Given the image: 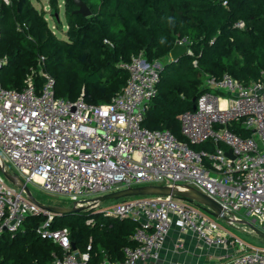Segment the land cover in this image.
<instances>
[{
    "label": "built area",
    "instance_id": "2783aa9c",
    "mask_svg": "<svg viewBox=\"0 0 264 264\" xmlns=\"http://www.w3.org/2000/svg\"><path fill=\"white\" fill-rule=\"evenodd\" d=\"M235 27L244 28L245 22ZM6 61L0 55V75ZM40 61L44 63V57ZM120 65L128 72L127 84L103 104L86 101L84 93L76 100L57 96L55 79L44 68L40 87L35 71L22 89L3 86L0 76V165L46 194L137 222V245L124 248V259L105 256L97 264H157L173 229L180 236L173 246L177 252L182 237L191 234L206 258L176 264H264V248L237 237L230 242L217 218L178 197L134 196L109 205L97 200L143 185L191 186L215 200L231 225L247 216L264 233V77L248 85L227 73L207 79L212 90L203 92L196 108L180 116L189 142L215 145L214 151H196L170 130L144 125L148 104L159 91L163 63L149 62L140 52ZM235 123L252 130V135L233 131ZM39 214L47 219L38 234L62 248V255L53 254L54 264H92L91 246L74 249L69 228H52L54 213L32 202L0 171V235L17 232L27 217ZM87 224H94L93 219ZM235 245L220 256L205 250Z\"/></svg>",
    "mask_w": 264,
    "mask_h": 264
},
{
    "label": "trees",
    "instance_id": "16d2710c",
    "mask_svg": "<svg viewBox=\"0 0 264 264\" xmlns=\"http://www.w3.org/2000/svg\"><path fill=\"white\" fill-rule=\"evenodd\" d=\"M49 1L58 14L59 1ZM84 1L90 16L76 12L74 0H65L68 30L63 39L50 27L46 11L31 0H12L10 5L0 0V55L7 57L0 75L3 86L22 89L35 71L40 87L44 68L55 79L57 96L76 100L84 93L86 101L103 104L127 84L128 72L120 64L143 52L147 61L163 63L159 91L148 104L144 125L168 129L189 142L180 116L212 90L206 85L209 77L220 79L227 73L245 85L264 77V0ZM240 20L244 28L235 27ZM179 41L191 53L172 61L170 51ZM232 130L252 135L240 123ZM189 144L196 151L215 149L212 142ZM43 219L44 214L29 216L17 232L0 235V264H54L53 254L62 255V248L38 234ZM88 219L94 224H87ZM65 225L78 249L91 246L92 264L105 256L122 260L124 248L137 245L133 219L119 220L95 210L54 214L50 226Z\"/></svg>",
    "mask_w": 264,
    "mask_h": 264
},
{
    "label": "water",
    "instance_id": "95a60500",
    "mask_svg": "<svg viewBox=\"0 0 264 264\" xmlns=\"http://www.w3.org/2000/svg\"><path fill=\"white\" fill-rule=\"evenodd\" d=\"M74 1L78 7L76 12L81 13L84 16L91 15V10L84 0H74ZM187 53H190L189 46L185 42L177 43L170 51V58L172 61H177ZM194 108H196V105H194ZM228 155L231 156L232 151H228ZM0 171L3 172L4 176L8 179L9 182L16 184L20 188H23L32 202L36 203L41 208L48 210L49 212L61 215V214H68L71 212H79L82 210V207L65 208V207H54V206L45 205L40 201H38L33 196L30 187L19 175L11 172L10 170L5 169L3 165H0ZM146 195H172L178 197L183 201H187L199 205L204 211L211 214L213 217L217 219L222 218L226 221L228 220V217L225 215L222 207L215 200H213L203 192L191 186H187L186 189H179L167 185H143L138 187L126 188L103 196H99L97 197V200L105 201L109 199H122L127 197L146 196ZM254 230L260 237L264 239V233L262 231H260L255 227ZM73 247L74 249H76L74 243H73Z\"/></svg>",
    "mask_w": 264,
    "mask_h": 264
},
{
    "label": "rangeland",
    "instance_id": "374dc122",
    "mask_svg": "<svg viewBox=\"0 0 264 264\" xmlns=\"http://www.w3.org/2000/svg\"><path fill=\"white\" fill-rule=\"evenodd\" d=\"M31 1L35 5V7L38 8L39 10L41 9L45 10L46 8L49 9L45 11L47 13L46 18L50 27L58 37L66 39L65 33L68 29H67V21L64 13V0H58L60 5V12L58 13L59 20L57 18V12L50 6L49 0H31ZM7 167L9 168L8 163H7ZM27 185L30 187L33 196L38 201H40L45 205L54 206V207H65V208L81 207L79 204H75L68 197L46 194L34 184L29 183ZM120 200L121 199H109L102 201L103 202L102 204L103 205L114 204L119 202ZM81 211H89V209L82 206ZM217 220L219 221L221 227H223L230 242L233 239H235V237H237L238 239H240L244 243H247L248 245L264 248V239L255 232L254 227L250 224L251 221L247 216L243 217L241 221L240 220L236 221L233 225H231L228 221L222 218H218ZM40 222L41 224L44 223V219L40 220ZM65 226L67 227V225ZM236 247L237 246L235 245L229 249H224L219 247V248H205V250L208 254L209 253L219 254V253H223L224 251L228 252L232 250V248L235 250Z\"/></svg>",
    "mask_w": 264,
    "mask_h": 264
},
{
    "label": "crops",
    "instance_id": "0c3cea01",
    "mask_svg": "<svg viewBox=\"0 0 264 264\" xmlns=\"http://www.w3.org/2000/svg\"><path fill=\"white\" fill-rule=\"evenodd\" d=\"M45 10L47 11L49 9L46 8ZM178 238H180L178 231L176 229H173L171 236L169 237L168 242L165 246V249L162 252L161 258L157 264H176L179 260L193 261V259L196 258L202 262L206 261L204 251L196 247L195 238L191 234L182 237L183 243L180 246L179 251L177 252L173 246L176 242L178 243ZM218 255L220 256L221 254L219 253Z\"/></svg>",
    "mask_w": 264,
    "mask_h": 264
}]
</instances>
